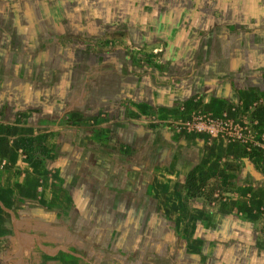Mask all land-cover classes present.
I'll return each instance as SVG.
<instances>
[{
	"label": "rangeland",
	"instance_id": "rangeland-1",
	"mask_svg": "<svg viewBox=\"0 0 264 264\" xmlns=\"http://www.w3.org/2000/svg\"><path fill=\"white\" fill-rule=\"evenodd\" d=\"M47 1V8L54 7L52 0ZM229 2L70 0L66 19L49 18L56 29L44 34L49 40L43 48L39 46L36 64V43L31 36L35 25L46 22L39 10L41 0H0V36L8 30L6 36L12 38L15 63L22 68L27 93L38 94L36 105L19 110L1 124L6 132L10 126L33 123L35 131L20 136L11 132L1 139L0 192L5 205L17 211L19 230L30 235L23 260L22 245L14 231L6 229L0 236V264H86L64 256L50 260L42 251L43 245L73 244V236L86 238L94 249L93 258L95 253L98 260L109 254V264H133L138 258V264H264L255 254L264 249V204L256 209L249 201L245 209L227 208L237 188L221 180L211 165L220 144H240L249 157L264 154V34L253 31L246 36L244 28L235 25L233 40L238 45H229L221 36L217 47L218 38L213 39L211 33L232 27L225 9ZM152 11L155 16L146 26ZM166 12L169 16L164 22L157 14ZM65 21L72 24L70 34L93 39L101 36L98 26L125 30L126 38L136 36L144 24L149 36L153 26L157 28L156 44L154 48L132 43L127 47L123 39L106 37L105 48H112L108 54L117 61L111 60L113 71L96 74L97 65L90 64L78 87L79 78L74 83L70 74L73 69L79 77V63L62 60L71 49L60 54L50 51L60 35L59 27L68 28ZM20 31L27 32L29 43ZM122 52L133 56L141 67L123 72L117 60ZM156 65L157 71L144 67ZM104 75L120 84L124 81L122 88L107 84L109 78ZM147 75L157 80L153 91L157 103L150 107L144 103L152 93L150 86L142 96L138 93ZM66 84L59 91L61 107L46 113L43 104L51 100L53 87ZM73 88H77L76 100L67 104L64 99ZM169 96L168 105L158 103L168 101ZM93 97L100 104L95 114L84 101H93ZM110 102L124 109L125 117L105 109ZM139 122L144 128H134L132 124ZM143 129L153 138L136 150L151 148L156 153L147 166L144 160H131L133 150L125 140ZM161 131L164 136H159ZM47 136L52 140L49 158L28 159L20 146L23 138L47 142ZM166 145L172 148L167 154L170 161L157 167L156 158L165 155ZM164 177L177 181L182 192L179 226L159 208L156 190L167 183ZM225 211L234 214L235 224L225 219ZM253 229L263 236L255 240ZM65 233L68 237L64 238ZM35 235L42 237L40 243ZM192 246L199 253L189 252ZM182 252L183 258L179 256Z\"/></svg>",
	"mask_w": 264,
	"mask_h": 264
},
{
	"label": "crops",
	"instance_id": "crops-1",
	"mask_svg": "<svg viewBox=\"0 0 264 264\" xmlns=\"http://www.w3.org/2000/svg\"><path fill=\"white\" fill-rule=\"evenodd\" d=\"M51 1V0H49ZM47 0H41V9L42 14L46 20L45 24H42L39 26L35 25L33 27V35L31 36L32 40L36 45L34 46V50L36 53V64L39 63V56L37 54L39 53L38 49L39 46L43 48L45 45V42H48L47 36L44 34H47L49 32L54 33L53 31L56 29V26H53L50 24V19L49 18H67L69 11H68V3L70 0H52V2L55 3L54 7L52 8H47ZM234 2V3H232ZM232 2H229L228 5H226V8L228 10V17L232 21V27L230 26L229 29L227 30H218L215 29L214 33L212 35L213 39H217V47H220L219 44L221 43L219 37L223 36V41L228 43L229 45L234 46V44L238 45L237 39H234L237 37L236 35V30L233 29L236 26H241L244 28V34L247 36V34H253V31H256V33L259 34H264V0H232ZM224 8L222 7L221 10ZM92 11V10H91ZM155 11H152L150 16H147V19L145 20L146 26L151 21V17L155 16ZM169 12V11H168ZM168 12L166 13H160L157 14L161 18H163L164 22L168 18ZM84 13H91V12H84ZM97 15H102L101 12L95 11ZM154 13V14H153ZM143 14V13H141ZM70 15V14H69ZM26 24H29V19L25 18L23 19ZM71 21V19H69ZM162 20V21H163ZM68 21H65L66 23ZM68 25V28H60V35L57 38V42L53 41V47L50 49V51H56V53L60 54L62 51H65L67 49H71L70 54H64L62 57V60L65 62L69 61H75L77 64L79 63L80 67V72H79V77L78 74L75 75L73 74V69L71 70V77H75L73 79L74 83L77 82V78H79V84L78 87L82 85V82L84 81L81 76L87 72L88 65L90 64H96V74L98 72L100 73H106L109 71H113L114 66L111 64L115 59V56L109 55L108 53L110 52L109 50L112 48H105L106 42H103L106 37H111L114 36L116 39L120 38L123 39L122 41L125 42L126 46L130 45L131 43L136 46V47H155L156 44V35L154 34V31L157 32V28L150 26L154 31H149V36L146 35L148 33L147 27H145V24L143 25V30L139 32L136 36H131L129 37H123L126 34L125 30H121L118 27H108V26H98V29L96 31H99L101 33L100 38H90V37H84L82 35H75V34H70L69 32L71 31V23H66ZM11 30L12 27H9ZM58 28V26H57ZM40 29V30H39ZM253 29V30H252ZM8 30L4 31L3 36H0V144H1V139L4 136H8L11 132L15 136H20V135H28L32 134L33 131H35L34 124L33 123H21L18 124L20 128L15 127V128H10L8 127L6 132L2 130V123L3 121L7 119H12L14 116V113H17L19 110H25L27 107H33V104L36 105L37 100L36 97L38 94L32 93L28 94L27 93V88L25 86L27 85L26 82L21 78L22 74V68H20L16 63L15 60L17 59L16 54H14V45L12 42V38L8 35L6 36ZM72 32V31H71ZM191 31L188 30L189 35L187 37L191 36ZM248 32V33H247ZM40 34V37L38 38L36 35ZM153 35V36H152ZM6 36V37H5ZM20 36L23 37L24 42L29 43L30 37L27 35V32L25 31H20ZM54 37V36H53ZM253 38V36H250ZM103 40H98L102 39ZM7 39H10V41L7 42ZM212 39V40H213ZM129 42H126V41ZM50 44V43H49ZM115 46L118 45L117 42H114ZM45 49V48H44ZM49 50V49H48ZM235 52V51H234ZM57 54V55H58ZM53 58V57H52ZM118 64L121 67V70L124 72L126 70H131L135 71L137 70V67H141L140 63L129 53L127 52H122L119 54L118 58ZM115 62L116 59H115ZM158 65V64H157ZM144 66L146 69H153V71H157V67L159 66ZM94 67V66H93ZM170 71V70H169ZM169 71L167 73H169ZM113 73V72H112ZM167 73H164V75H167ZM105 77L109 78L106 82L107 84L111 86H116L117 88H122L123 83L120 84L119 81H115V78H113L110 75H104ZM96 76L91 78V80L95 79ZM164 77V76H163ZM162 77V78H163ZM135 77H132V79ZM165 78V77H164ZM164 78L162 80H164ZM82 81V82H81ZM156 76L152 77L150 75H147L145 82L141 85L139 84V89L138 93L141 95L143 92V89L147 86H150L151 89V95L147 99H144V103L146 106L150 107V104L156 102L157 95L154 91V89H157V82H156ZM87 85H92L91 83H88ZM173 85V84H172ZM171 85V87H173ZM25 88V89H24ZM53 94L51 95V100L49 103L43 104L44 106V111L46 113H51V112H56L58 107H61V100H60V93L59 91L61 89L67 88L66 85H55L53 87ZM93 89V88H92ZM159 89V88H158ZM171 89V88H170ZM169 89V90H170ZM77 90V88L70 89L69 95L67 98H65V103L71 104L74 103L76 100L75 93L74 91ZM136 91L131 90V94L135 95ZM165 96H167L166 93H164ZM97 93L93 92V96H96ZM93 101H89L85 99L84 101L87 102V109L91 111V113L95 114L99 109H100V104L98 103L97 99H94ZM166 99V98H165ZM170 96L168 101L167 100H162L158 103H164V104H169ZM217 100L216 98H213V101ZM223 103V102H222ZM110 104V105H109ZM108 105H104L105 109L115 111V116L116 117H125L124 109L123 111L120 110V108L116 105V103L110 102ZM217 107V106H216ZM122 109V108H121ZM108 113H110L108 111ZM130 116L132 115V112H130ZM124 122V121H123ZM134 125V128H144L142 124L139 122L137 124H132ZM124 128V127H123ZM126 128V127H125ZM10 131V132H9ZM16 131V132H15ZM148 131L146 129L143 130H137L133 131L131 134L127 135L125 140L126 143H129L131 149L133 150L130 152L131 155V160L134 162H140L141 160H144L146 162V166L151 162V159L153 158V155H155V151H151V148L147 152H142V151H137V148H141L144 143L149 142L152 137H147ZM159 136H164V133L161 131L159 133ZM47 143H50L51 137L47 136ZM155 141L157 140V136H154ZM263 144V143H262ZM165 150V155L161 156L160 158H156V163L157 167L165 162L169 163L170 158L167 157L168 152L172 150L171 146L164 148ZM258 151L259 148H257ZM0 151H1V145H0ZM261 154L263 150L260 151ZM171 153V152H170ZM160 155V154H159ZM217 157V159H216ZM216 157L214 158V161L212 164L209 162L211 165H215L213 169L218 170L219 177L221 180H226L230 182V184H235V187L237 188L236 190L233 191V195L231 197V202L226 203L225 205L227 208H231L234 206H237V208L240 209H245L247 205L249 204L248 202L251 201L252 205L254 208H259L264 204V154L258 155V156H252L249 157L246 152L244 151L243 147L240 144H220L218 145V150ZM55 158V154L52 156V159ZM224 160H220V159ZM208 157L205 158L206 161H208ZM194 160V158H192ZM184 162H181V164ZM216 163V164H215ZM165 170H167V166L164 167ZM164 180H166L165 185H161V188H158L157 186V192L160 193V204L159 208L160 210L168 215L169 217H173L174 221L176 222V225L179 226L182 224V220L178 219L179 215L181 213V204H182V192L180 187L177 184V181L168 179L164 177ZM2 183V181L0 182ZM174 183L178 189V194L179 196L177 197L176 191H170L168 192L169 194L166 196L167 193H165L166 187L168 184ZM167 197V198H166ZM172 198V199H171ZM238 198V199H237ZM249 199V200H248ZM5 196L2 192H0V206L3 209L2 213V222L3 220H8L9 218V223H7V230L9 232L15 233L16 237L18 238L20 244L23 247V260H26L27 258V248H26V242L28 238V235H30L27 230L26 232L22 233V231L19 230L18 227V213L16 210L10 208L9 206H6L4 203ZM174 204H177L178 208L173 210L172 212L169 211L168 208H172ZM227 215H232V218H226L225 219L229 221L232 220V223H236V220L233 219L234 214L230 212H224ZM223 217V216H221ZM181 218V217H180ZM4 224V223H3ZM176 226V227H177ZM255 229L251 230L254 234H251L254 236L255 240L259 238L260 236H263L260 233H255ZM178 231V228L176 229ZM177 233V232H176ZM250 233V232H249ZM181 233H178L180 235ZM2 235V234H1ZM0 235V236H1ZM25 237V238H24ZM68 237L67 233L64 234V238ZM75 237V242L73 244H60V245H43L42 251L45 253V255L48 257L50 260H57V258L65 257V258H73L78 260L79 262H86V264H109V260L107 256L109 257V254L105 256V259L101 258L100 260L97 259L98 255L95 253V258L94 256V249L91 247V245L87 242L86 238H79L78 236H73ZM35 238L37 241L40 243V240L42 237L39 235H35ZM190 242H195V240H190ZM41 246V245H40ZM189 252L192 253H199V249L195 246H192V248L188 249ZM261 251V252H260ZM255 252L256 256L261 259V262H264V249ZM183 252L179 256L183 258ZM95 259V260H94ZM138 261L140 259L135 261L133 264H138ZM126 262V261H125ZM127 264V263H126ZM141 264V263H140Z\"/></svg>",
	"mask_w": 264,
	"mask_h": 264
},
{
	"label": "trees",
	"instance_id": "trees-1",
	"mask_svg": "<svg viewBox=\"0 0 264 264\" xmlns=\"http://www.w3.org/2000/svg\"><path fill=\"white\" fill-rule=\"evenodd\" d=\"M130 45H127V47H129ZM20 146L22 148V151L24 152V154L27 156L28 159H36V160H46L47 158H49V150H50V146L47 142L45 141H39L36 138H29V137H24L23 138V142L20 143ZM170 191H176V196L178 197V189L176 187V185L174 183H170L167 185L165 193L166 196L169 194L168 192ZM167 198V197H166ZM172 199V198H171ZM176 208H178L177 204H174L172 208H168L170 212H172L173 210H175ZM0 212H3V209L0 206ZM2 213H0V235L4 234L6 229H7V225L3 224L2 222Z\"/></svg>",
	"mask_w": 264,
	"mask_h": 264
},
{
	"label": "water",
	"instance_id": "water-1",
	"mask_svg": "<svg viewBox=\"0 0 264 264\" xmlns=\"http://www.w3.org/2000/svg\"><path fill=\"white\" fill-rule=\"evenodd\" d=\"M0 203H2V202H0Z\"/></svg>",
	"mask_w": 264,
	"mask_h": 264
},
{
	"label": "built area",
	"instance_id": "built-area-1",
	"mask_svg": "<svg viewBox=\"0 0 264 264\" xmlns=\"http://www.w3.org/2000/svg\"><path fill=\"white\" fill-rule=\"evenodd\" d=\"M213 130V129H212Z\"/></svg>",
	"mask_w": 264,
	"mask_h": 264
}]
</instances>
